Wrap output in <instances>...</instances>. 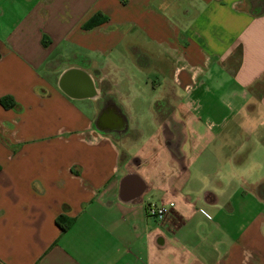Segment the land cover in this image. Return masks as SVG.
I'll list each match as a JSON object with an SVG mask.
<instances>
[{"label": "crops", "instance_id": "0c3cea01", "mask_svg": "<svg viewBox=\"0 0 264 264\" xmlns=\"http://www.w3.org/2000/svg\"><path fill=\"white\" fill-rule=\"evenodd\" d=\"M0 54V264H264V0H0Z\"/></svg>", "mask_w": 264, "mask_h": 264}, {"label": "rangeland", "instance_id": "374dc122", "mask_svg": "<svg viewBox=\"0 0 264 264\" xmlns=\"http://www.w3.org/2000/svg\"><path fill=\"white\" fill-rule=\"evenodd\" d=\"M145 85H141L140 87L137 86L133 93H127V92H122V93H116L113 95L115 99L117 100V103L122 106L123 109H121L122 115L124 114L126 117H128L131 121V125H138L135 123H140L139 119H142V128H145V130L150 133H144L138 135L136 140L134 142H131L130 146L126 143V145L123 148L129 147L127 152L131 154H136L137 150L140 148V150L143 151V153H151L153 150L160 149L159 143L154 142V141H147V138L149 137V134L152 131V127L150 118H145L144 116L148 112V105L152 98L154 96H158L160 93H155L153 89L147 90L145 89ZM154 92V93H153ZM142 115V116H141ZM140 116V117H139ZM139 118V119H138ZM154 128V127H153ZM157 128V127H155ZM261 133H263L262 130H260ZM124 139V137H123ZM161 150V149H160ZM163 202H169L163 201ZM175 203V202H174Z\"/></svg>", "mask_w": 264, "mask_h": 264}, {"label": "flooded vegetation", "instance_id": "af4514ba", "mask_svg": "<svg viewBox=\"0 0 264 264\" xmlns=\"http://www.w3.org/2000/svg\"><path fill=\"white\" fill-rule=\"evenodd\" d=\"M119 115H121L120 111L112 110L109 107L99 119L100 126L107 129L114 128L119 130L122 127V118Z\"/></svg>", "mask_w": 264, "mask_h": 264}, {"label": "built area", "instance_id": "2783aa9c", "mask_svg": "<svg viewBox=\"0 0 264 264\" xmlns=\"http://www.w3.org/2000/svg\"><path fill=\"white\" fill-rule=\"evenodd\" d=\"M175 203L170 202H162L160 204L152 203L148 206V214L156 217L160 221H164L168 215H170L173 210Z\"/></svg>", "mask_w": 264, "mask_h": 264}, {"label": "trees", "instance_id": "16d2710c", "mask_svg": "<svg viewBox=\"0 0 264 264\" xmlns=\"http://www.w3.org/2000/svg\"><path fill=\"white\" fill-rule=\"evenodd\" d=\"M100 22L98 21V17L94 16L90 21H89V25H96L99 24ZM1 57V54H0ZM2 104L4 107H9L11 106V104H9L7 102V100H2ZM75 219L74 218H70L64 215H61L57 222L58 225L62 228L63 231L67 230L68 228H70L73 224H74Z\"/></svg>", "mask_w": 264, "mask_h": 264}, {"label": "water", "instance_id": "95a60500", "mask_svg": "<svg viewBox=\"0 0 264 264\" xmlns=\"http://www.w3.org/2000/svg\"><path fill=\"white\" fill-rule=\"evenodd\" d=\"M78 71H80L79 69H70V70H68L67 72H66V75H68V74H70V73H74V72H78ZM81 72H83V71H81ZM84 73V72H83ZM84 75H85V80H86V83H87V85H89L90 84V78L88 79V77H89V75L87 74V73H84ZM96 93H94L93 95H91V96H94Z\"/></svg>", "mask_w": 264, "mask_h": 264}]
</instances>
